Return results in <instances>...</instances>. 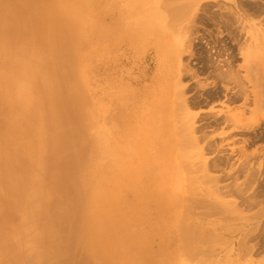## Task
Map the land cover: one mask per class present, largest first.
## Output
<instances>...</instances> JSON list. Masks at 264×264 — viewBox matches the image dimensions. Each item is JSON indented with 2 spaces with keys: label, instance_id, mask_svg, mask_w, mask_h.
Wrapping results in <instances>:
<instances>
[{
  "label": "bare ground",
  "instance_id": "obj_1",
  "mask_svg": "<svg viewBox=\"0 0 264 264\" xmlns=\"http://www.w3.org/2000/svg\"><path fill=\"white\" fill-rule=\"evenodd\" d=\"M136 1L140 4L139 8L143 16L147 6L144 7L142 4L149 0ZM195 1L173 4L172 0L171 5L167 0L169 4L166 5L165 2V5L168 9L169 15L166 16L168 20H163L164 16L159 15V9H162L161 3L151 1L148 9L151 7V13L159 16L156 21L159 27L157 34L167 46L171 44V37L175 35L178 37H175L176 43L178 39L182 44L186 40L188 41L186 47L190 44V48H193L191 47L193 40L190 41V38L194 31L192 26L197 22L193 19L194 24L191 23L194 18L193 15L191 18V14L193 9L195 10L193 8ZM76 6L68 3L67 0H0V99L10 96L14 103L8 110L0 108V138L6 142L1 144L0 140V264H173L181 256L187 258L190 255L191 258L196 253L198 256V253H201L199 250L201 245L205 244L206 247V243L210 244L214 233L207 229L209 225L204 220H191V215L196 219L192 213L193 208L202 201L197 200L195 196L193 198L197 201H193L192 197L188 198L196 193L189 192V186L186 187L190 194L188 196L183 194L185 189L179 188L178 184L179 187L176 188L168 185L167 163L171 164L174 161L176 169L189 166L193 157L190 159V154L184 150V147H187L186 144H191L192 147L199 146V141L208 136L205 133H209V131L204 132L200 137L197 135L205 127L233 124L234 128L244 129L245 135L248 134L245 129L253 128L255 131L257 127H263L264 20L259 21V24L249 23L248 17L254 19L256 16L264 15V5L249 1L239 5L240 7L234 6L232 11L227 8L228 5L225 13L231 12L230 15L224 19L223 16H219L223 21L216 17L218 13L215 17L212 13V18L214 17L215 22L221 26V28L216 26L218 35L211 33V36H215L213 37L215 40L213 47L217 50L215 55L224 59H219L220 62L217 63L218 61L213 62L216 57L208 59L206 56L208 63L206 61L207 64H205L206 71L210 74L208 78L214 76L218 83L212 91H206V99H219L224 88L228 91L226 96L230 102L242 101L246 104L251 100L254 104L251 111L254 115L253 124L248 121V118L246 119L244 113L241 114L245 118L243 115L238 116L237 112L231 115L229 110L220 113L211 111L210 118L203 115L202 120L205 124L198 128L195 125L197 113H192L190 109L200 106L202 101L194 97L192 102H188L186 94L189 89L187 90L186 86V88L183 87L184 76H181L182 79L169 80L167 87L158 91L159 95L155 96L152 104L157 105V109L151 112L150 124L136 132V141H139L138 151H133L134 148L127 146L115 147L114 139L116 138H113V140L109 139V144L103 143L107 156L101 159L94 157V137L96 136L94 124L96 122L93 114L90 115V105L83 99L86 91L81 86L83 78L81 77L80 80L77 72L79 65L76 57L77 41L81 33L79 24L82 19L78 16ZM194 7L196 11L199 10L198 5ZM207 10V12L210 11L209 8ZM181 17H184L187 22H184L185 26L182 25L179 28L178 20ZM202 17L201 15V19ZM205 17L203 24L208 23H204ZM210 19L207 20L210 21ZM253 28L255 31L251 32L250 40H245L244 34L250 33L248 29ZM190 31L191 35L189 34L188 37ZM198 32L193 33L199 34ZM224 33L227 34V38L223 37ZM194 37L197 40V36ZM184 47L185 44L180 50L182 51ZM192 50L189 49L186 53ZM205 51L203 52L208 54ZM194 53L195 51L191 56ZM237 54L244 57L245 64L238 65L234 62V59L238 58ZM63 59H67L72 66L65 73L54 69L53 66L52 69L49 68L48 64L57 63ZM190 69H187L189 73H191ZM182 73L186 72L181 71ZM195 73L193 77L196 76ZM40 82L46 85L45 92L40 98L37 96L34 99L33 88ZM25 85L28 87L27 95H24ZM21 88H24V92L13 99L15 91ZM45 102L50 107L47 112L53 118L51 126L53 128L56 126L60 131V125L66 126L61 133L56 131V149L54 154L50 153L48 156V152L44 150L46 148L38 142H33L24 126L36 116L40 105L45 106ZM57 107L63 109L62 115L54 110ZM3 122L7 123L9 130L2 127ZM66 134L67 137H64ZM257 138L264 139V132L252 136L251 142L256 141ZM82 148L85 151L80 156L79 149ZM73 152L78 155L76 157L81 164L73 161L64 167L65 160H74ZM253 155H247L248 161L242 163L237 171L241 173L248 170L250 177L259 173L261 169L251 166L249 162L256 156ZM45 157L50 161L49 167L42 163ZM207 165L204 164V166ZM200 168L198 171L201 170ZM191 172L188 173L189 176L193 174ZM118 174H120L119 177H117ZM74 176L76 179L71 180ZM185 176L184 178L187 179L188 176ZM203 179L197 180L201 183ZM63 186H68L72 191V200L67 204L60 195L56 194V191ZM243 188L245 190V186ZM234 190L237 191L236 188ZM238 191L242 190L238 189ZM258 195L264 198V189ZM249 199L250 205L254 207L256 202L251 201L255 200L254 196ZM202 204L205 207L209 206L205 200ZM192 205L195 206L192 208ZM215 208L219 207L215 206ZM177 240H180L181 244H177ZM156 241L157 247L154 245ZM174 245L180 248V257L177 254L167 253V246Z\"/></svg>",
  "mask_w": 264,
  "mask_h": 264
},
{
  "label": "rangeland",
  "instance_id": "obj_2",
  "mask_svg": "<svg viewBox=\"0 0 264 264\" xmlns=\"http://www.w3.org/2000/svg\"><path fill=\"white\" fill-rule=\"evenodd\" d=\"M149 1L147 3L142 4V6L144 7L147 6V9L146 8L144 9L145 16L144 14L142 16L139 8L140 4H138L136 0H67V2L70 3L71 5L72 4L74 6L77 5L76 9L78 16L81 17L82 19L79 24V26H81L80 28L81 33L79 35V40L77 41L78 48H77L76 57L79 63L77 72L79 74V79L81 80V77L83 78L81 82L83 84L81 86L86 91L85 92L86 95L83 96V99H85L86 102L92 107L91 108L89 106L90 115L93 114L94 120L96 122V124H94V129L96 130V136L94 137L95 148L93 150L94 157L96 158L97 157H99L100 159L101 157L106 158L107 154L103 147V143L109 144V139L113 140V138H116L114 139L115 147L127 146L128 148H134L133 151H138L139 141H136L137 139L136 132H138V130L141 131L140 128H143L146 125L148 126V124H150L149 119L150 116L152 115L151 112L157 109V105L153 106L152 104L154 102L155 96L159 95L158 91L164 90L165 87H167L169 80L170 81L173 79L175 80L176 78L182 79L183 76L185 78L183 77L182 79V85L183 87L185 86L188 87V88L185 87L187 90L189 89L188 93L186 94L188 96V100H189L188 102L189 103L192 102L195 99L194 97H196V100L200 99L202 101L200 106L192 107L190 109L192 113L195 114L197 113V117L195 119V125L198 128L201 125L205 124L204 120H202L203 115L210 118L212 116V112L220 113L221 111H226V110H229L230 111L229 113L231 115H235L237 112V115L241 116L243 115L241 113H244L246 119L248 118V121H250L251 124H253L252 119H254L253 117L254 115L253 113H251V111L254 107V104L251 103L252 102L251 100L247 101L246 104H243L242 101L234 102V103L230 102L228 96H226L228 91H226L224 88L222 89L224 91L222 93L223 95L221 94V96H219V99L218 98L215 100H209L208 98L206 99L207 92L209 90L212 91V89H214L213 87L214 86L216 87L218 83L214 76L208 78L210 74L206 71L205 64L208 63L207 58L215 59L216 57L215 54H217L216 48L213 47L215 43L214 40L215 36H211V35L212 34L218 35L219 33L217 31L216 26L217 27L219 26L218 28H221V26L220 24H218V22L217 23L215 22L216 20L213 19L215 17V14L218 13V15L216 14L217 15L216 17H218L219 20L223 21V19L226 16H229L231 13L229 12L227 14V11L225 13V10H227V8H229L232 11L234 6L244 5L245 2H249V1H251L252 3H259L261 5H264V0H254L255 2L253 0H238V1L237 0H200V1L196 0L193 5V8H195V10L193 9L191 14V18L192 15L194 17L192 18L191 23L194 24L193 23V19H194V22H197L194 25L197 26L194 25L192 26L194 27V31H192L193 35L190 34L191 31L188 33V37L189 34L191 35L190 41L193 40L192 42L193 45L191 44V47L193 48H190L189 46L190 44L188 45L189 49L191 50L193 49V50L191 52L188 51V53H186V51L189 50L188 46L186 47L188 41L186 40L184 41L186 49L184 50L185 48L184 47L183 50L181 51L180 49H182V45L184 46V44H182V42L179 41V39L178 42L176 43L177 39L175 40V37L177 36L173 35V37H171V44L167 46V44L161 41L160 37L157 34L158 33L157 29L159 27H158V22L156 21H158L157 18L159 16L157 14L155 15L152 14L151 7L150 9H148V7L153 1L159 4L161 3L160 6H162V9H159L160 12L159 15L162 17L164 16L163 20L164 19L168 20L166 19V16L168 17L169 15L168 9L166 8L167 7L166 5L169 4L168 2H166L167 0H151L152 2ZM168 1L172 2V0H168ZM173 1H174L173 4H175L178 2L187 3V1L189 0H173ZM197 1L198 3H196ZM171 2L170 4L172 5ZM195 5L196 6L198 5L197 7V9H199L198 11H196V7H194ZM223 6H225V8ZM208 8L210 10L209 12H207ZM210 8L212 9L214 8V9L211 10ZM194 13H196L195 14L196 16L194 15ZM207 13L208 14L211 13L209 14L210 16ZM212 13L214 15H212ZM241 13L243 12L241 11ZM201 15L203 16L202 19H201ZM211 15L214 17L212 18ZM219 16H223L222 17L223 19L222 18L220 19ZM153 17L155 18L153 19ZM204 17L206 19V20L204 19V23L208 22L206 24L202 23ZM210 17L212 19H210ZM256 17L254 19H252L253 17L251 19L250 17H248V22L249 23L255 22L256 24L257 23L259 24L261 20H264V15L256 16ZM181 19L178 20L179 28L180 26L182 27V25L185 26L186 24L184 22H187V20L184 17L183 18L181 17ZM207 19L208 20L210 19V21H208ZM170 21L171 20L169 19V22ZM211 21L214 24H212ZM170 23H172V21ZM197 27L199 29H197ZM195 30L199 31L198 32L199 34L193 33V32H197ZM207 30L210 31L207 32ZM211 31H213L214 33ZM248 31L250 33L244 34L245 40L246 39L250 40L251 32H254L255 29L254 28L248 29ZM208 33L210 34V36ZM226 35L227 34L224 33L223 37L227 38ZM194 36H197V40H195L196 37ZM205 49L207 51H205ZM194 51L195 53L197 51L199 53L198 52L196 54L194 53L191 56L192 52ZM203 51L208 52V54L204 53ZM180 52L181 54L182 53L183 54L180 55L179 54ZM66 53H68L67 49H66ZM198 54L200 56H198ZM210 54H212V56H210ZM203 56L205 58L207 56V58L205 59ZM218 57L219 56L216 57V59L218 60L215 59L216 61L214 60L213 62L218 61L217 63H219L220 62L219 59H224L223 57L222 58L220 57L218 58ZM237 57L238 58L234 59V62L236 64L238 65L243 63L245 64L244 57H242L240 54H237ZM262 57H263L262 61L264 62L263 60L264 55ZM67 61H68L67 59H63L62 61L59 62L57 61V63H51L48 65L49 68L51 69L53 66L54 69L60 70L61 72L64 71L63 73H65L72 67ZM70 62H72L71 59ZM183 65L184 66L186 65L187 68H185L186 66L184 67ZM181 66H183L184 68ZM180 68H182V70H180ZM188 68H191L190 69L191 73L187 71ZM181 71L186 73L181 74ZM194 73L196 75L195 77H193ZM24 87H25L24 95L29 94L28 87H26V85ZM45 87L46 85L42 84L41 82L34 86L33 88V90L35 91L34 99L37 98V96H39L40 98L41 94L45 92ZM23 92H24V88L16 90L14 93L15 97L13 99L18 98L20 96L18 94ZM13 104L14 103L10 96H4L2 99H0V108H3L5 110L10 109L11 105ZM246 105L248 111L246 110ZM241 107H244L242 109L245 110L243 111ZM49 108L50 107L47 106L46 102H45V106L40 105L39 110H37L35 114L36 116L31 118V120H29L28 123L24 125L25 129L29 132L30 138L33 139V142L35 143L38 142L39 144H42L46 148L44 150L48 152L47 156L50 153L54 154L56 149L55 144H57L55 141V137L57 133L56 131H60V129L56 128V126L54 128L51 126L53 118L52 115L47 112ZM54 110L57 111V113L60 115L64 113L63 109L58 107L55 108ZM178 114L181 115V113ZM201 115L202 117H200ZM198 119L199 120L201 119V121H199ZM7 126H8L7 123L5 122L2 123V127H5L9 130V127ZM60 126H61L60 127L61 131L63 129H66V126L64 125H60ZM81 126L82 125L80 123L79 124L80 129ZM263 127L259 126L256 128L255 131L253 130V128L245 129V131L248 132L247 135L243 134L244 129L234 128L233 124L231 126H228L226 124H221L220 127L219 126L205 127L204 129L199 131L197 135L200 137L201 135L204 134V132L209 131V133H205L208 134V136H205L202 139L200 138L201 140L199 139L200 140L198 143L199 146L197 145L198 148L196 145H195L196 147L195 146L192 147L191 144H186L187 147H184V150L190 154L189 155L190 159L193 157L191 159L192 163L190 162L192 165L191 164L188 165L189 166L194 165L195 167L181 166L180 169H176L174 166L175 165L174 161H172L171 164L170 162L167 163L168 171L166 172V174L168 173V177H167L168 179L166 182L168 183V185L175 188L179 186H180L179 188L181 189L184 188L185 189V192L183 193L184 195L189 196L190 195L188 194L189 192H193V193L196 192L194 194H191L193 196L190 197L186 196V197L193 198L195 196L197 200L200 199V201H202L200 202L201 204L198 203L197 205L198 207L197 206L194 207L195 205L194 206L192 205V208L194 207L192 213L196 219L192 218L191 215L190 217L191 220H204L209 225L207 229H210L209 231H213L211 233H214L212 234L214 235V237L210 242V244L206 243V247L205 244H203V246L201 245V248L199 249L201 253H198V256L197 253L195 254L196 256L193 255V257L191 256V258L190 255H188L187 258H185V256L184 257L181 256V258L176 262H173V264H181V263L182 264H231V263L232 264H262L263 263L264 264V247H263L264 246V198L261 197L262 195L261 196L258 195L264 189V139L257 138L256 141L251 142L252 136L259 135L260 133H262V131L264 132ZM65 132H67V130ZM219 134L225 136L226 138L224 139V137L220 136ZM227 136H229V138ZM64 137H67V134ZM0 140H1V144L6 143L3 139L0 138ZM207 144L209 146H207ZM239 149L243 151L239 152L240 151ZM84 151H85L84 148L79 149L80 156L84 154ZM61 152L62 155H64L63 149H61ZM73 154L75 155L74 160L69 161V160H65L66 157L64 158L65 160L64 167L70 165L73 161L77 162V164L78 163L81 164L80 160H77L76 156L78 155L74 152ZM249 154L256 155L254 159H250L249 161L251 163V166H255L259 170L261 169L259 173L257 172L258 175L257 174L255 176L251 175V177L249 176L250 174H248L249 173L248 170H244L247 174L243 171H241V173L240 171H237V168L241 167L242 163L248 161L247 155ZM43 162L47 167L50 166V161L47 157H45L42 163ZM233 162H235L234 163L235 166L233 165ZM204 164L205 165L208 164L211 167H209L208 165L204 166ZM215 166L219 167L220 169L216 168ZM182 167H184V169ZM212 167L215 168L212 169ZM188 168L191 169L190 171H192L191 173H193L191 174V176L188 175V173L190 174ZM199 168L201 170L198 171ZM226 172L228 175L226 174ZM238 172L241 174V176ZM185 174L186 176H188L187 179L184 178ZM119 175L120 174H118L117 177H119ZM193 176L194 178H197L199 180L203 178L205 179H203V182L200 183V181L194 179ZM75 179L76 176L71 178V180H75ZM184 184H186V186H184ZM238 184L241 187L245 186V190L243 187L241 188ZM187 186H189L190 191L188 190V188L186 189ZM228 187L231 189L229 190ZM235 188L237 189V191L234 190ZM238 189L244 191L243 192L238 191ZM71 192L72 191L71 189H69L68 186H63L62 188H59L58 191H56V194L57 196L60 195L67 204L72 200ZM250 195L254 196L255 198V200H251L253 201L252 203L256 202L254 207L250 205L251 202L249 200L253 199V198L249 199V197H252ZM195 198H193L194 200L193 199L192 200L197 201ZM204 200L205 202H207V204H209V206L205 207V205L202 204ZM246 201L250 203H247ZM211 205L214 208H212ZM215 206L219 207L220 209L219 208L216 209ZM207 208L208 211H206ZM202 213L204 214L202 215ZM257 213L260 214L258 215ZM212 228L213 230H211ZM254 235H256L257 237ZM176 242L177 244L178 243L181 244L180 240L179 241L177 240ZM156 244H158L157 241L154 243V245L157 247ZM240 244L241 245L244 244V245L241 246ZM179 249L180 248L177 245L167 246L166 251L169 254H173V255L177 254L180 257Z\"/></svg>",
  "mask_w": 264,
  "mask_h": 264
}]
</instances>
